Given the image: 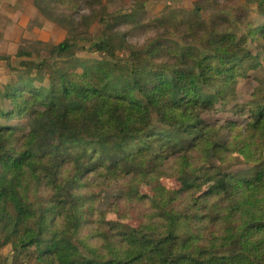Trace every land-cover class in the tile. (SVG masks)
<instances>
[{"label": "trees", "instance_id": "trees-1", "mask_svg": "<svg viewBox=\"0 0 264 264\" xmlns=\"http://www.w3.org/2000/svg\"><path fill=\"white\" fill-rule=\"evenodd\" d=\"M82 1L32 0L67 28L50 52L67 66L50 68L47 86L35 76L0 88V249L10 246L14 259L29 253L36 264H264V104L244 128L202 119L231 81L264 67V22L244 24L242 34L224 15L206 23L203 4L217 0H199L186 24L202 51L167 47L171 61L158 65L160 43L129 44L114 30L120 18L104 12L93 52L105 58L83 62L74 50L85 19L61 11ZM246 3L264 21V0ZM249 38L260 53L247 49ZM32 66L41 75L42 64ZM15 113L27 115V129L6 125ZM228 125L236 128L229 140H213ZM163 177L178 189H165ZM120 180L122 202L149 205L144 225L90 219L95 183ZM84 225L97 245L80 238Z\"/></svg>", "mask_w": 264, "mask_h": 264}, {"label": "rangeland", "instance_id": "rangeland-1", "mask_svg": "<svg viewBox=\"0 0 264 264\" xmlns=\"http://www.w3.org/2000/svg\"><path fill=\"white\" fill-rule=\"evenodd\" d=\"M197 1L199 0H84L79 3L78 7H74L75 9L63 6L61 11H65L78 23H83V19H85L83 25L80 26V31H86L85 24L88 26L87 33H83L82 38L77 40V47L74 50L75 56L81 61H100L105 58L104 55L93 52V50L94 45L103 39L104 25L100 19L106 12L114 18H120L119 23L115 24L114 30L125 34V39L129 44L138 48H148L154 43H160L159 45L163 49H161V53L153 56L152 61L162 65L169 64L171 61L169 53L165 52L167 47L180 51L188 48L202 51L199 46L194 45L190 29L186 24V17L191 16ZM18 5L22 8L23 17L20 21L14 22V26L21 27L22 31H18L21 38L16 37L15 41L19 39L17 42H14L13 37H8L9 34H12L10 33L11 27L9 28L8 25L12 24H8L9 22L3 18L0 19V56L8 58L4 61L0 60V88L7 83L19 81L20 77L35 76V85L47 86L46 72L50 68L67 66V59L53 58L50 55L51 49L67 37V28L62 23L48 19L39 10L36 11L33 4H31V10L27 9L25 0H22V3L20 2ZM203 6L205 9L201 12V16L206 23L213 16L224 15L233 22L238 21V26L235 28L239 29V34L245 33L244 24L249 23L252 27H259L264 22L255 6L247 4L246 0H217L205 3ZM7 40L11 42H7ZM247 49L253 54L259 52L257 42L250 38L247 40ZM19 52H22L23 55H16ZM259 62L264 64L263 58H260ZM32 64H42L41 75L37 70H31ZM248 66L247 62L245 68ZM263 69L264 67L261 66L246 71L245 75L231 81L222 96L214 98L211 107L202 114L205 123L215 127L234 123L235 126L244 128L253 121L250 118L252 113L250 111L256 109L255 104H264ZM41 76H44L43 81H39ZM5 109L10 111L12 107ZM6 125L27 129V115L15 113L12 119L6 122ZM230 129L236 130L234 126L228 125L222 132L224 135L213 140L228 141V136L232 131ZM249 168L242 163H233L232 165L234 171H245ZM160 183L169 191L177 190L179 187L177 181L172 177H163ZM96 184L93 189L97 204L95 215L90 218L92 221L96 222L97 219H100L101 214L105 215L106 220L117 222L124 227L137 228L148 221L146 217L150 212L148 204L135 201L122 202L123 199L119 198L118 192L123 184L122 180L110 183L111 187L107 189L97 187ZM141 193L149 195V190L143 188ZM87 226L84 225L80 238L86 240L90 246H95L97 242L89 238ZM76 245L79 243L76 242ZM80 249L84 254H87L82 247ZM25 254L14 259L15 255L11 253L10 246H6L0 249V264H36L29 253Z\"/></svg>", "mask_w": 264, "mask_h": 264}, {"label": "crops", "instance_id": "crops-1", "mask_svg": "<svg viewBox=\"0 0 264 264\" xmlns=\"http://www.w3.org/2000/svg\"><path fill=\"white\" fill-rule=\"evenodd\" d=\"M20 2L22 3V0H0V19L3 18L4 20H7L9 22L8 24H12V25H8L9 28L11 27L10 33H12V34H9L8 32L9 34L8 37H13L12 39L14 40V42H17L19 40L18 39L17 41H15L16 37L17 38L20 37V32L18 31H21V27L14 26L15 25L14 22H18V20L20 21L21 18L23 17V13H21L22 8L18 5L20 4ZM25 4H26L27 9L29 10L32 9V6H31L32 2H29V0H25ZM2 14L9 15L8 16L9 18L7 16H3ZM19 14H21L20 17H19ZM7 42H11V41L7 40Z\"/></svg>", "mask_w": 264, "mask_h": 264}]
</instances>
